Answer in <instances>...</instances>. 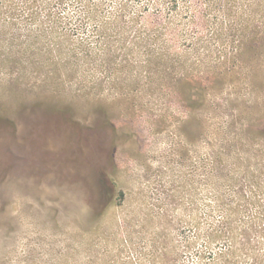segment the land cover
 <instances>
[{
    "label": "rangeland",
    "instance_id": "obj_1",
    "mask_svg": "<svg viewBox=\"0 0 264 264\" xmlns=\"http://www.w3.org/2000/svg\"><path fill=\"white\" fill-rule=\"evenodd\" d=\"M0 264H264V0H0Z\"/></svg>",
    "mask_w": 264,
    "mask_h": 264
}]
</instances>
